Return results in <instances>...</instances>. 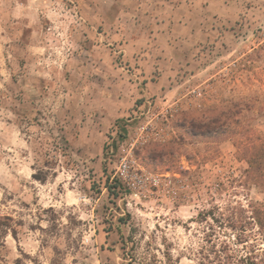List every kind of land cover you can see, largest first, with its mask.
I'll return each instance as SVG.
<instances>
[{
    "label": "rangeland",
    "instance_id": "rangeland-1",
    "mask_svg": "<svg viewBox=\"0 0 264 264\" xmlns=\"http://www.w3.org/2000/svg\"><path fill=\"white\" fill-rule=\"evenodd\" d=\"M259 137L264 0H0V264H264Z\"/></svg>",
    "mask_w": 264,
    "mask_h": 264
},
{
    "label": "trees",
    "instance_id": "trees-1",
    "mask_svg": "<svg viewBox=\"0 0 264 264\" xmlns=\"http://www.w3.org/2000/svg\"><path fill=\"white\" fill-rule=\"evenodd\" d=\"M254 140L252 147L245 152V162L247 164L246 174L247 178L252 181V184L264 194V139L259 137L254 138ZM252 214V221L256 224L260 235L264 239V206L263 208H253ZM249 264L255 263L250 261Z\"/></svg>",
    "mask_w": 264,
    "mask_h": 264
},
{
    "label": "built area",
    "instance_id": "built-area-1",
    "mask_svg": "<svg viewBox=\"0 0 264 264\" xmlns=\"http://www.w3.org/2000/svg\"><path fill=\"white\" fill-rule=\"evenodd\" d=\"M128 169H129V165L126 162L121 163L118 168L120 177L125 178L127 176Z\"/></svg>",
    "mask_w": 264,
    "mask_h": 264
}]
</instances>
